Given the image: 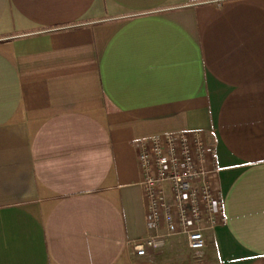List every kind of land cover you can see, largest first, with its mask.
<instances>
[{"label":"crops","instance_id":"crops-1","mask_svg":"<svg viewBox=\"0 0 264 264\" xmlns=\"http://www.w3.org/2000/svg\"><path fill=\"white\" fill-rule=\"evenodd\" d=\"M195 131L226 221L139 257L136 143ZM0 264H264V0H0Z\"/></svg>","mask_w":264,"mask_h":264},{"label":"built area","instance_id":"built-area-1","mask_svg":"<svg viewBox=\"0 0 264 264\" xmlns=\"http://www.w3.org/2000/svg\"><path fill=\"white\" fill-rule=\"evenodd\" d=\"M136 148L151 232L134 244L136 255L161 250L175 236H184L188 248L200 254L206 231L226 221L225 199L210 182L211 170L218 171L215 151L198 131L139 140Z\"/></svg>","mask_w":264,"mask_h":264}]
</instances>
